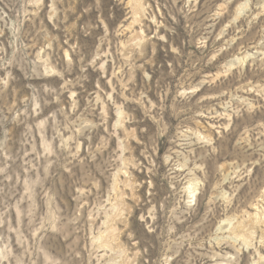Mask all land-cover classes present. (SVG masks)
I'll return each mask as SVG.
<instances>
[{"label": "rangeland", "instance_id": "rangeland-1", "mask_svg": "<svg viewBox=\"0 0 264 264\" xmlns=\"http://www.w3.org/2000/svg\"><path fill=\"white\" fill-rule=\"evenodd\" d=\"M0 264H264V0H0Z\"/></svg>", "mask_w": 264, "mask_h": 264}, {"label": "bare ground", "instance_id": "bare-ground-1", "mask_svg": "<svg viewBox=\"0 0 264 264\" xmlns=\"http://www.w3.org/2000/svg\"><path fill=\"white\" fill-rule=\"evenodd\" d=\"M239 60V59H238ZM189 188V187H188ZM186 192V191H185ZM187 192H188V199L193 201V198H194V192L191 190V189H187Z\"/></svg>", "mask_w": 264, "mask_h": 264}]
</instances>
